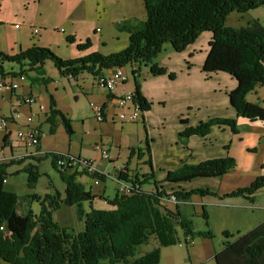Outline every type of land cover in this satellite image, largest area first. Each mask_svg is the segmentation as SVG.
Returning a JSON list of instances; mask_svg holds the SVG:
<instances>
[{"label":"trees","instance_id":"1","mask_svg":"<svg viewBox=\"0 0 264 264\" xmlns=\"http://www.w3.org/2000/svg\"><path fill=\"white\" fill-rule=\"evenodd\" d=\"M146 17L144 20H125L117 25L119 32L128 34V46L117 53L103 55L93 52L86 57L69 60L58 57L48 48L32 46L20 50L15 55L0 53V78L10 76L13 79L26 77L32 83L48 85L52 82L46 77L45 63L50 61L60 72L61 77L77 79L79 75H91L94 78L115 68L129 67L135 83L132 99L140 105L142 118L153 107L142 91V85L134 76L132 69L141 65L150 68L152 77L168 76L175 80L176 75L159 67L155 59L161 54L166 44L172 45L176 54H181L193 46L203 33H209L206 60L202 64V73L206 79L216 73L230 75L237 83V88L228 94L229 102L236 112L237 119L244 118L251 123H264V106L252 104L246 95L264 85V27L258 21L248 22L246 27L236 29L226 25L233 12L240 14L254 11L264 5V0H144ZM74 43L73 38L67 39ZM91 41L77 45L79 50H88ZM16 65L18 71L7 72L6 64ZM33 74L34 76H30ZM51 113L47 119L52 134H55L58 122L65 127L68 136L74 134L71 121L63 112L56 109L51 96ZM104 108V107H103ZM237 119L210 118L196 126L188 127V120L181 117L184 130L178 140L187 145L189 138L199 136L206 138L213 127L229 128L237 134ZM145 131L144 148L133 149L130 156L137 154L139 159L147 157L144 164L150 166V172L137 173L130 177L120 171L118 179L133 187L131 195L117 194L112 200L104 199L110 207L108 210H96L92 206L95 199L91 191L79 181L88 176L98 181H105L106 175L93 173L61 171L58 160L66 159L67 153H47L43 158H35L36 163L46 159L52 160V167L66 185L65 195L57 192L38 197L28 195L30 201L40 203L41 210L35 215L31 209L25 210L23 230H18L20 209L26 198L7 191L4 180L8 179V169L13 164H0V260L5 264H160L162 248L173 247L181 243L179 231L185 239L193 240L196 236L213 239L210 231H196L189 217L179 209L181 203H189L195 196L201 198H238L244 197L250 203L256 200V193L264 189V176L257 177L249 187L238 189L223 196L209 189L195 188L189 191L181 188L183 183L196 179L220 178L237 169V161L227 154L223 158L210 159L197 164L183 162L181 167L168 171L163 181L157 179L151 155L152 139ZM7 142V136L4 138ZM229 150V146H225ZM229 153V151H228ZM21 173L28 175L27 187L33 190L41 174L35 163L23 166ZM164 185H171L167 190ZM144 186L151 190H144ZM176 197V210L167 207L169 198ZM97 198V197H96ZM89 204V211L85 204ZM76 207V214L84 222L83 231L73 227H63L54 220L53 214L62 207ZM204 209L202 217L207 221ZM226 239L232 236L225 231ZM154 244L148 252H141L143 246ZM215 264H264V223L259 224L248 233L239 236L234 242L227 240L215 256Z\"/></svg>","mask_w":264,"mask_h":264},{"label":"crops","instance_id":"2","mask_svg":"<svg viewBox=\"0 0 264 264\" xmlns=\"http://www.w3.org/2000/svg\"><path fill=\"white\" fill-rule=\"evenodd\" d=\"M6 1L11 2V0H1L2 3H5ZM67 1L70 2V4H73V9H71V15H69L67 20L69 30L65 37L67 38L68 36H70L75 41L74 43H70L67 40L68 46L72 50L71 59H77L83 56L86 57L93 52H99L100 54L107 55L104 52H102V49H106L109 46V42L103 39V36L101 35L102 30L100 29L99 25H103L105 27L108 26L114 30L115 32L114 35L116 34L118 35L115 39V41L117 42V46H116L117 49L116 51L114 50V52L117 53L121 51L126 46H128L129 43L128 34L126 33L127 35L126 40L121 42V37L124 34V32H119L117 25L125 20H130V21L144 20L146 17V10L143 2L144 0H67ZM96 26H98L97 29H100V34L99 32H96L97 30L95 29ZM20 27H21L20 25L16 26L17 29ZM39 34H41L39 31L38 34H35L33 31L34 36H38ZM201 38L205 39L204 45H207L211 39V35L209 33H203L199 37L197 42L193 46L187 48L186 51L179 54L180 56L176 55L174 51L170 50L169 52H167V57L170 60L164 58L160 62L158 63L156 62L159 65V67L166 68L170 73L173 72L176 75L175 80L169 79L167 75L161 77L159 76L152 77L149 75V73H143L144 78L141 82L142 91H143L142 93L148 101L153 103L154 107H156V105H158L159 107L165 106L167 100L169 101L171 97L174 99V101H177L179 103L178 104L179 108L175 110L174 123L172 124L171 132L168 135H163V136L158 133L154 134V132L156 131L154 128L155 121L152 117L154 107L151 108L149 112L144 114V120L142 118L133 123H122L128 125H135L140 121L144 123L149 138L153 140L151 143V151H152L151 155L154 165L153 169L154 172L160 173V176L157 177L159 181L164 180L166 173L168 171L171 170L174 171L180 168L183 162H187L188 164H197L201 161L204 162L210 159L223 158L227 154H230V152L228 153V151L225 150L226 145L223 147L224 151H221L220 146L224 144L214 147V145L211 143L212 142L211 139L214 133H218L219 136H222L228 131L231 132V130L227 127L226 128H218V126L213 127L212 132L206 138L199 136L189 138L187 140L186 146L183 145L178 140L179 133L182 132L185 128V126L180 124L181 117L183 119L188 120L189 122L188 127L196 126L198 124L196 120L192 119V114H194V112H196V110L199 109L193 106L195 104L184 101L181 102V98L185 97L186 95L196 96L198 98V101L200 103L197 104L198 105L197 107H199L200 104H204L207 106L212 105L213 107L211 111L212 113H210L205 120L214 117L237 119L236 112L234 111V108L230 104L228 98L229 92L237 88V83L230 75L219 72L211 75L210 78L206 79V76L204 75V73H202V64L206 60L208 45L205 48L202 44L200 46L199 42ZM113 40H114V36L111 42H113ZM86 41H91L92 45L90 46V48L86 51L79 50L77 48V45L82 44ZM30 46L32 47L38 45H36V42L33 41L32 45ZM19 49L21 50V48ZM173 59H175L176 61H174ZM16 71H18V69H16L15 66H13L11 70L7 69V72L9 73ZM60 75L61 74L57 69L56 72L54 71V73L52 72V74L46 72V77H50L52 79V82L47 86L44 84L31 82L33 85L38 84L42 86L40 93L37 92L36 86H32V84L29 85L27 82H26L27 84L19 83L18 82L19 78H14V80L19 84L18 89H16L13 92L0 91V119L7 118L8 120L7 126L4 127L5 133L3 134L2 141L0 142V147L2 148V152L4 156H6V158H10L12 156L22 157V160L13 161L9 164L26 161V163L23 164L24 166L26 164L35 162V158L37 159L43 158L47 153L50 152L56 154L67 153L68 155L71 156H75V157L82 156L86 158L82 153V147H80V150H78L77 152H73L74 144H76V142L74 140L75 127L72 124L71 125L74 134L70 137L67 134V137L69 139V146L67 145L54 146L47 141L48 138L53 139L57 135L59 128L63 125L61 122H58L57 130L55 134H52L50 124L47 122V119L50 115L42 114L39 110V106L43 105L44 107L50 108L51 96H52L56 103V109L65 113V115L67 114L68 117H71V114L67 111L68 107L63 106V103H61L60 101L61 99L58 97V93H59L58 90H60V87L56 86L57 83H59L60 86H64L63 81L65 80L69 83V86L73 90V91L71 90V92L74 95L75 101H78L79 96L83 94L87 98H89L90 102H94L95 100V103L97 101L96 104L104 107L103 109L105 110V121H103L102 123L97 122L100 128L108 124H111L113 127H116V125L121 123L117 116L121 112V109L118 108L116 99L122 97L127 93L130 94L134 92L135 85H129L128 82L129 79L125 84L120 85L115 91L108 93L105 92L103 89L99 88V86L95 83L94 77H93L94 82L92 81L93 82L92 83L91 80H88V78L85 77L84 74L79 75L77 79L74 78L69 79L67 77H61ZM30 76H34V75L30 74ZM7 77L12 78L9 75L6 76L5 78ZM25 80L27 81L29 79L25 77ZM258 88L259 87L256 88L255 92H258ZM75 89H78V91H76ZM44 92L51 94L49 98L45 96ZM168 92H173L176 98H174V96L170 93L167 94ZM29 96L37 97V102L29 106L24 105L23 103L24 99ZM247 100L250 103L264 106V100H261L259 98H257L258 102L256 101L252 102L249 99ZM162 113H164V110H162ZM15 114H20V117L15 118L14 117ZM28 116L33 117L31 127L37 128V130L40 132V144L37 149L40 155L38 157L28 156V154L31 153V150L23 148L22 145L15 139L16 132L20 129H24L27 126L26 119ZM201 120L204 121L203 118ZM161 121L162 122L157 123L158 125H160V127L163 126L162 123H164L165 120H163L161 117ZM237 121L238 124H240V123H246V121L248 120L244 118H240L237 119ZM248 123H250L251 125H257L260 129V132L264 134L263 122L251 123L250 121H248ZM158 132L160 131L158 130ZM162 132L164 134L165 129H163ZM5 136H7L6 143L4 140ZM156 136H158V138H155ZM106 146L109 147V145ZM214 148L215 151H213ZM109 149L111 151L110 147ZM118 149L119 151H121L120 148ZM195 155L196 157L198 156L197 158L198 160H196ZM144 161H142V164L144 163ZM108 162L112 164L113 168H115L117 162H115L111 157ZM15 166L17 165H13L9 169H12ZM23 166L21 165L18 166V169L12 171V173H17L22 171ZM94 168L96 169V171L99 172L96 166ZM115 169H116L115 174L112 175V178H115L116 180L118 179V174L120 171H124L126 174L129 175L127 165L125 164ZM237 170H235V172L231 171L228 174L236 175ZM262 170L260 171L264 172V166ZM102 173L105 174L104 172ZM146 173L148 172L143 171L142 175ZM228 174L220 178L217 177L209 178V179L199 178L191 183L181 184V188L186 189V191L195 188L209 189L211 191L216 192V194H218L221 197L225 194L235 191L236 187L239 186L229 183L227 181V178L230 176ZM260 174L262 173L258 172L253 177V179H256L258 175L260 176ZM242 177L243 176L239 174L238 177L239 184H241ZM5 184L9 185V182L6 180ZM9 187L11 192H15L16 194H18L13 184H10ZM164 187L167 190H170L169 189L170 187L172 188L171 185H164ZM148 190H151V187H149ZM90 191L92 192V190ZM261 192L264 193V189H260L256 193L255 196L256 200H254V203H250L244 197H238V198L230 197L225 199L215 197L216 201H218L217 203L218 205H216V202L212 203L211 205L217 206L218 209L223 208L221 210L230 209L229 211H232V213H228V214L226 213L225 215H229L231 216L232 219L235 220L233 228H237V230H241V227H246V229H248L246 233H248L250 230H253L259 224L264 223V203L262 201L259 203L257 202L258 195H260ZM93 194L96 195L97 198L95 197V199L93 200L92 206L94 205L95 202H103L104 204H106L104 200L105 195L103 193L94 192ZM199 198L201 197L195 196L194 198L191 199V202L186 204H192L194 206H197L198 208L197 210H195V214L201 212L202 215L204 213V202L211 197L201 198L199 201H196ZM167 207L172 211L176 210L175 204L171 202L167 203ZM88 210L89 209H87V211ZM256 213H258L259 215L255 216ZM184 215L186 214L184 213ZM209 216L210 215L208 214L207 219L209 218ZM80 223L83 224V221H80ZM66 227H74V226L72 224L71 226H66ZM194 239H193V244L194 243L196 244ZM202 239L212 240V239H204V238ZM170 249L171 247L164 248V250H166L167 253L169 252L172 253ZM221 249H222V245H219L218 248H214L213 253L208 257V259H206L204 263L202 262L201 264H215L214 261L215 256ZM191 250H192V255L188 252V256L189 254L190 256L188 258L186 257L183 258V261L185 262L183 264H187V261L189 262V264H194V259H195L194 247H191Z\"/></svg>","mask_w":264,"mask_h":264},{"label":"rangeland","instance_id":"3","mask_svg":"<svg viewBox=\"0 0 264 264\" xmlns=\"http://www.w3.org/2000/svg\"><path fill=\"white\" fill-rule=\"evenodd\" d=\"M71 9H73V4H70V2L67 0H11V2L6 1L5 3H2L0 0V53H6L9 55L16 54L20 51L19 48L25 51L30 48L32 42L35 41L39 48H48L62 59H71L72 50L69 48L67 43V39L70 36L65 38L69 30L67 20L69 15H71ZM253 20L258 21L259 24L264 27V5L254 11H249L244 14L237 13L236 11L233 12L227 19L226 25L239 29L241 27H246L248 22ZM17 25H20L21 27L17 29ZM97 27L98 26H96L95 29H97ZM99 27L102 30L101 35L103 36V39L109 42V46L106 49H102V52L107 55L114 53V50L116 51L117 49V42L115 39L118 35H114V30L108 26L105 27L103 25H99ZM35 29H37L41 34L34 36L33 31ZM100 29L96 30V32H99V34ZM61 30L63 31L61 32ZM113 36L114 40L111 42ZM126 36V33L122 35L121 42L126 40ZM204 41L205 39L201 38L199 44L200 46L202 44L205 48L208 44L204 45ZM87 42L88 41L84 43ZM170 50H172V45L166 44L163 47L161 54L158 55L155 61L158 63L164 58L169 59L167 57V52ZM173 60L176 61L175 59ZM45 64L46 66H44V68L46 72H49L50 74H52V72L54 73V71L56 72V68L52 62L48 61ZM13 66L14 65H10L9 63L6 64V68L9 70H11ZM15 68L18 69L16 65ZM125 70L130 75L128 81L129 85H135L129 67H126ZM143 73H150V68L144 66V64L141 65L140 76L137 77V80L140 83L144 78ZM85 77H87L88 80H91V82H94L93 76L86 74ZM18 82L23 84L28 83L29 85L32 84L30 80L23 81L19 79ZM63 84L64 86H60V84L57 83L56 86L60 87V90H58V97L61 99L60 101L63 103V106L68 107L67 111L71 114V117H68L67 114L66 115L72 122L71 124L75 127L74 140L76 144H74L73 152H77L80 150V147H82V153L86 158L82 156L81 157L91 161L94 164V167H97L99 173L104 172L107 176L105 181H98V185H96L94 182L95 179H92L88 176L80 177L79 181L86 187L88 191L92 190L93 193L101 192L105 195L104 197L106 199L112 200L117 194H119V184L115 178H112V175L115 174V168L121 165L123 166V164L127 165L130 177H133L137 173L142 174L143 171L150 172V166L144 163L142 164V161L146 160L147 157L139 159L137 154L130 156V152L133 149L137 150L144 148V140L146 135L143 130V122L140 121L135 125L119 123L116 125V127L108 124L100 128L96 117H94L92 108L90 107L91 102L89 98L82 94L79 96V100L75 101L74 95L71 92L72 88L69 86V83L65 80L63 81ZM32 86H36L38 93L41 92V85L32 84ZM258 87V92L253 91V94L250 93L251 95H246V99H249L252 102H258L257 98L264 100V85ZM75 90L78 91V89ZM169 93L174 96L173 92H168L167 94ZM50 95V93H45L47 98H49ZM174 98H176V96H174ZM182 101L195 104L193 106L199 109L196 110L194 114H192V119L196 120L198 123L203 121L201 120L202 118L204 119L203 122H206L207 120L205 119L210 113H212V105L207 106L200 104V106L197 107V104L200 102L196 96L186 95L185 97L181 98V102ZM178 104L179 103L174 101V99L171 97L169 101L167 100L165 106H153L154 109L152 117L155 121L154 128L156 130L154 134L158 133L163 136L168 135L171 132L172 124L174 123L175 110L179 108ZM162 110H164V113H162ZM161 117L163 120H165V122L162 123V127L157 124L162 122ZM163 129H165L164 134L162 132ZM158 130L160 132H158ZM237 130L238 133L236 135L232 134L230 131L223 134L222 136H219L218 133H214L211 139V143L214 145V147L224 144L220 146L221 151H224L223 147L228 145V151L230 152L229 155L237 161L238 170L235 169L237 170L236 175L228 174L230 176L227 178L229 183L239 185L236 187V190L252 185L257 179H253V177L258 172L262 173L260 176H264V172H262L264 166V134L260 132V129L257 125H251L248 123V121H246V123L237 124ZM4 133L5 130L0 119V142L2 141ZM155 138H158V136ZM47 141L54 146H69V139L67 137L65 127L61 126L57 135L53 139L48 138ZM96 144L101 145L104 148L107 147L106 145H109L111 151L109 147H107L106 150H108L110 157L115 162H117L115 168H113L112 164H110L108 161L101 160V156L95 149ZM118 148H120L121 151H119ZM213 151H215V148ZM195 158L198 160V156L196 157L195 155ZM33 163L36 164V167L41 174V177L38 179L33 190H29L27 187V174L21 173V171L12 173V171L18 169L19 165L13 167L12 169H8L7 181L9 182V185L13 184L15 186L18 193L17 195L20 197V199H24L31 194H36V196L41 198L47 194L55 195L57 192L61 193V196L65 195L66 185L62 181L60 174L55 169H53L52 160L49 158L40 163ZM155 173L157 177L160 176L159 172ZM239 174L243 176L241 184L238 182ZM260 176L258 175V177ZM9 185L5 184L7 191H10ZM148 188L149 186H144L143 189L148 190ZM200 199L201 198L197 199L196 201H199ZM257 199L258 203L261 201L264 203V193L261 192ZM214 202H216V205H218V201H216L215 197H211L204 202V209L207 212L206 215H210L207 221L202 217L201 212L195 214V210L198 208L197 206L186 203H181L179 205L182 214L185 213L186 216L192 220L196 231L200 230V232H203L210 230L215 237L212 240H203L202 238L196 236L194 239L196 244L190 243L187 245L185 244V239L181 234L179 227L177 226L176 229L179 231L182 243L171 247L170 250L172 253H167V251L162 248V258L160 264L185 263L183 258H188L190 254L192 255L191 247H194V264H201L202 262L204 263L206 259H208V257L213 253L214 248H218L219 245L224 244L227 240L234 242L239 236L246 234V231L248 230L246 227H241V230L233 228L235 220L232 219L231 216L225 215L226 213H232V211H229L230 209H218L217 206L211 205ZM93 207L96 210H108L110 208L103 202H95ZM27 208L31 209L35 215H38L41 210V205L35 200L30 201L29 199L23 203L18 217V230H20V232L23 230V224H25L24 214ZM87 209H89L88 203L85 204V210L87 211ZM76 210V207L70 208L63 206L60 211L53 214L54 220L59 222L61 226L65 227L71 226L73 224V228L82 232L84 222L83 224L80 223V219L76 214ZM257 215L259 214L256 213L255 216ZM228 230L232 237L226 239L223 233ZM154 246L155 245L153 243L143 246L140 251L143 253L148 252L149 250L153 249ZM188 252L190 253L189 256ZM0 262L1 264H5L4 261ZM187 264H189L188 261Z\"/></svg>","mask_w":264,"mask_h":264},{"label":"built area","instance_id":"4","mask_svg":"<svg viewBox=\"0 0 264 264\" xmlns=\"http://www.w3.org/2000/svg\"><path fill=\"white\" fill-rule=\"evenodd\" d=\"M63 30H61L62 32ZM34 33L37 34L38 30L35 29ZM132 72H134V76L137 77L139 75V68L134 67L132 69ZM132 75V74H131ZM129 73L126 72L125 68H113L111 70H108L106 73H104L101 76H97L95 78V83L99 86L100 89H103L105 92L111 93L112 91H115L120 85L125 84L129 79ZM133 77V75H132ZM69 79H72L71 76L68 77ZM21 80H25V78L19 77ZM19 88V84L12 78H0V91H8L13 92L16 89ZM37 102V98L34 96L26 97L23 101L24 105H31L35 104ZM116 103L118 105V108L121 109V112L117 115L121 123H133L140 119H142V111L140 109V105L135 103L132 99V93H127L123 95L122 97H119L116 99ZM90 107L92 108L95 117L97 119L98 123H102L105 121V110L101 105H98L94 102L90 103ZM39 110L44 115H50L51 108L44 107L43 105L39 106ZM15 118H19L20 114H15ZM32 116H28L26 119L27 126L24 129H20L15 134V139L22 145L25 149H30L31 153L28 154V156H39L38 147L40 144V132L35 127H31L32 123ZM1 123L3 127H6L8 124L7 118H2ZM95 149L100 154L101 159L105 161L110 160V155L108 153V150L104 148L101 145H95ZM22 160V157L12 156L10 158H6L2 152V148L0 147V164L6 163L9 164L13 161H20ZM94 164L91 161H88L84 158L75 157V156H69L66 159L58 160L57 167L61 171L66 172H87V173H93L96 171V169L93 167ZM97 172V171H96ZM6 183V180H4ZM96 185H98V180L94 181ZM117 182L119 184L118 193L120 195H131L133 193V187L130 184H126L124 181H120L117 179ZM176 197L169 198L166 200V202H171L173 204H176L177 201L175 199ZM1 230L4 228L1 227ZM185 239V238H184ZM182 243V242H181ZM179 243V244H181ZM192 244L193 240L190 238L185 239V244Z\"/></svg>","mask_w":264,"mask_h":264}]
</instances>
